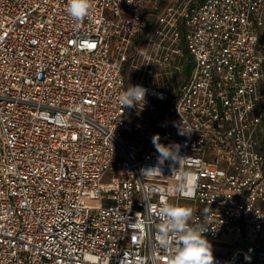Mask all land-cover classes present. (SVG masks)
I'll return each instance as SVG.
<instances>
[{"label": "built area", "instance_id": "built-area-1", "mask_svg": "<svg viewBox=\"0 0 264 264\" xmlns=\"http://www.w3.org/2000/svg\"><path fill=\"white\" fill-rule=\"evenodd\" d=\"M90 3L0 0V264H168V204L264 264V0ZM157 133L187 157L145 177Z\"/></svg>", "mask_w": 264, "mask_h": 264}, {"label": "clouds", "instance_id": "clouds-1", "mask_svg": "<svg viewBox=\"0 0 264 264\" xmlns=\"http://www.w3.org/2000/svg\"><path fill=\"white\" fill-rule=\"evenodd\" d=\"M90 0H67V12L77 22L84 19L90 10ZM148 90L142 85H129L118 97V102L124 108H132L144 105ZM160 98H163L160 94ZM193 130L177 128V134L189 136ZM156 149L157 158L154 166H145L140 169L142 176H154L161 173L166 162L173 164L185 159L181 155L182 145L177 142L169 144L161 143L160 134H154L151 138ZM175 168H173L174 170ZM186 188V175L181 177L176 191L183 193ZM192 210L179 204H168L161 210V225L157 239L166 250L169 259L168 264H218L213 255V248L204 233L207 228L203 225L192 226L189 221ZM246 260L250 257L246 256Z\"/></svg>", "mask_w": 264, "mask_h": 264}, {"label": "rangeland", "instance_id": "rangeland-1", "mask_svg": "<svg viewBox=\"0 0 264 264\" xmlns=\"http://www.w3.org/2000/svg\"><path fill=\"white\" fill-rule=\"evenodd\" d=\"M261 44H262V50H263V53H264V27L262 29V35H261ZM264 85V83H263ZM262 91H263V99H262V109H263V112H264V86L262 87ZM263 142H264V139H263ZM88 203L90 204H95L97 201L96 200H87Z\"/></svg>", "mask_w": 264, "mask_h": 264}]
</instances>
